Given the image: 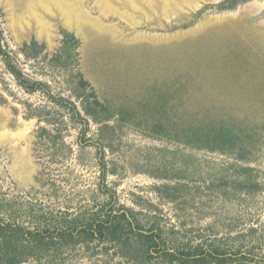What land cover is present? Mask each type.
Instances as JSON below:
<instances>
[{
    "label": "rangeland",
    "instance_id": "rangeland-1",
    "mask_svg": "<svg viewBox=\"0 0 264 264\" xmlns=\"http://www.w3.org/2000/svg\"><path fill=\"white\" fill-rule=\"evenodd\" d=\"M11 1L1 45L45 86L27 92L0 56V222L52 231L124 207L170 241L264 264V0ZM222 121L232 144L191 137ZM134 256L91 240L20 264Z\"/></svg>",
    "mask_w": 264,
    "mask_h": 264
},
{
    "label": "trees",
    "instance_id": "trees-1",
    "mask_svg": "<svg viewBox=\"0 0 264 264\" xmlns=\"http://www.w3.org/2000/svg\"><path fill=\"white\" fill-rule=\"evenodd\" d=\"M0 56L5 60L8 71L27 92L35 91L36 86H45L39 82L32 86L22 77V72L13 65L11 57L1 45V32ZM226 125L227 122L222 121L220 127L213 126L211 132L200 128L191 129V137L202 133L204 141L218 145L232 144L234 141ZM79 226L56 227L50 231L0 222V264H20L29 257L48 258L51 262L66 248L91 240L123 247L134 253L135 261L140 257L141 264H230L234 259V256L213 242L190 245V242L170 241L173 238L165 237L160 227L145 229L135 219L133 211L124 207L109 212L102 219H94ZM130 238L134 240L131 242Z\"/></svg>",
    "mask_w": 264,
    "mask_h": 264
},
{
    "label": "bare ground",
    "instance_id": "bare-ground-1",
    "mask_svg": "<svg viewBox=\"0 0 264 264\" xmlns=\"http://www.w3.org/2000/svg\"><path fill=\"white\" fill-rule=\"evenodd\" d=\"M12 2L11 0H8V2ZM19 1H23V0H19ZM13 3V2H12ZM11 3V4H12ZM19 3L20 2H18V6H20L19 5ZM67 6L69 5V6H71V4H66ZM9 7H10V5H8ZM15 6H17V4L15 5ZM125 6V5H124ZM26 7V5L25 6H23V8H25ZM74 8H77L76 7V5H74ZM10 9H11V13H10V17L12 18V22L11 23H14L15 24V17H16V11H15V9L13 10V8H12V6L10 7ZM18 9V8H17ZM113 9L116 11V12H120V11H122L123 9L121 8V6H119V4H115L114 5V7H113ZM21 10V9H20ZM26 10V11H25ZM24 11H25V13L23 14V15H18L19 17H21V21L22 22H25V21H27L28 22V20L29 19H32V20H38V23L39 24H42V19H40V16H38V14H36V12H34L32 9H30V8H26V9H24ZM74 11H76L77 12V10H73V12H72V15H74V14H76V12H74ZM78 13V12H77ZM35 14V15H34ZM67 17V16H66ZM19 21V20H18ZM13 24V25H14ZM43 24H45V23H43ZM47 25V24H46ZM43 26V25H42ZM48 26V25H47ZM47 26H44L43 27V29H45V30H47L48 31V29H50L49 28V26L47 27Z\"/></svg>",
    "mask_w": 264,
    "mask_h": 264
}]
</instances>
